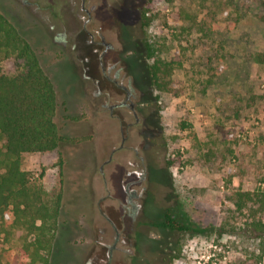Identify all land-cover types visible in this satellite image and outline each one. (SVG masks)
<instances>
[{
	"label": "rangeland",
	"instance_id": "obj_1",
	"mask_svg": "<svg viewBox=\"0 0 264 264\" xmlns=\"http://www.w3.org/2000/svg\"><path fill=\"white\" fill-rule=\"evenodd\" d=\"M83 3L86 29L113 47L104 56L108 76L99 64L105 45L83 29ZM0 7L40 52L60 91L57 120L71 138L62 165L55 151L23 159L49 196L62 193L57 264H204L210 253L218 264H264L260 239L244 229L250 212L231 213L229 199L238 188L264 190V0H0ZM145 40L173 68L165 91L152 85ZM21 64L5 60L4 74ZM114 78L131 89L135 112L122 105L126 92ZM167 209L208 231L150 225ZM226 222L241 229L221 230ZM21 234L0 250L19 245ZM253 253L262 255L257 263Z\"/></svg>",
	"mask_w": 264,
	"mask_h": 264
},
{
	"label": "trees",
	"instance_id": "obj_2",
	"mask_svg": "<svg viewBox=\"0 0 264 264\" xmlns=\"http://www.w3.org/2000/svg\"><path fill=\"white\" fill-rule=\"evenodd\" d=\"M142 18L144 27L151 24L147 9ZM19 27L0 7V242H8L15 230L22 231L19 245L1 248L0 264H57L56 253L63 250L57 247L62 193L49 196L41 184L32 181L31 172L23 168V159L28 154L55 151L62 165V149L71 143V138L57 120L62 104L60 91L35 43ZM145 46L147 59H154L148 66L152 85L165 91L170 84L167 77L173 69L171 63L156 58V46L148 40ZM10 58L22 61L13 76L3 72V62ZM229 199L233 205L231 213L245 209L250 212L244 229L260 239L259 247L264 251V219L260 216L264 214V190L238 188ZM150 225L180 234L208 231V227L180 221L171 209L164 212L161 222ZM222 227L221 230L231 232L241 229L228 222ZM176 250L172 260L179 257L181 246ZM252 256L257 263L262 255Z\"/></svg>",
	"mask_w": 264,
	"mask_h": 264
},
{
	"label": "flooded vegetation",
	"instance_id": "obj_3",
	"mask_svg": "<svg viewBox=\"0 0 264 264\" xmlns=\"http://www.w3.org/2000/svg\"><path fill=\"white\" fill-rule=\"evenodd\" d=\"M83 8L88 12L89 14V17L87 18V20H85V22L83 23V29L85 30V32L91 37L92 39V42L93 43H97V44H104L105 45V48H104V51L100 54V58H99V64H100V67L102 68V71L103 73L108 76V72L111 71V68L110 67H107L105 64H104V56L107 54V52L112 49V45L106 41V38L105 36L102 34V32L100 30H97L96 31V34L98 35L99 39L97 40L96 37H95V34L94 33H91L89 32L87 29H86V26H87V23L90 21L91 19V12L89 9H86L85 8V5L83 3ZM118 77V76H117ZM110 78V77H108ZM111 81H113V83L119 87L120 89L124 90L126 92V96L124 98V101L122 102V105H129L132 110L135 112L136 110V105L134 103L131 102V99L133 97L132 95V91L131 89L126 86L125 84H122L118 78H114L112 79ZM137 115V114H136ZM112 248H111V252H112Z\"/></svg>",
	"mask_w": 264,
	"mask_h": 264
},
{
	"label": "built area",
	"instance_id": "obj_4",
	"mask_svg": "<svg viewBox=\"0 0 264 264\" xmlns=\"http://www.w3.org/2000/svg\"><path fill=\"white\" fill-rule=\"evenodd\" d=\"M225 258V257H224ZM219 259L217 258V254L216 253H210L208 255V259L204 264H218ZM197 264H202L201 261H199Z\"/></svg>",
	"mask_w": 264,
	"mask_h": 264
}]
</instances>
